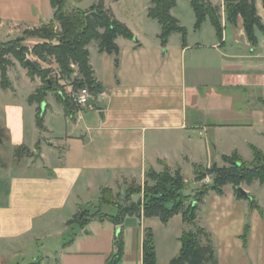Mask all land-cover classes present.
Instances as JSON below:
<instances>
[{"label":"crops","instance_id":"obj_1","mask_svg":"<svg viewBox=\"0 0 264 264\" xmlns=\"http://www.w3.org/2000/svg\"><path fill=\"white\" fill-rule=\"evenodd\" d=\"M209 1L220 8L222 37L209 18L195 29L191 1L176 0L171 14L187 29V45L174 33L165 47L162 26L148 16L152 0L79 6L88 10L102 2L134 39L118 37V54L101 52L98 42L88 46L101 92L74 117L48 92L41 104L43 132L37 127L39 104L28 102L41 79L31 80L16 63L8 68L13 89L0 88V264H107L120 231L121 264H143L147 230L157 264H170L189 228L181 214L167 224L156 217H128L121 226L97 219L84 228L69 221L80 210L97 212L102 188L124 196L133 182L143 186L151 168H180L195 191L202 183L195 181L194 165L222 166L223 157L234 152L251 162L252 146L264 152V32L256 30L254 46L242 18L228 22L225 0ZM256 7L264 25L262 0ZM53 18L50 0H0V43ZM19 77L28 90L22 99ZM242 185L258 207L226 185L221 195L210 192L197 212L219 264H264V185ZM102 211L117 212L108 206Z\"/></svg>","mask_w":264,"mask_h":264},{"label":"trees","instance_id":"obj_2","mask_svg":"<svg viewBox=\"0 0 264 264\" xmlns=\"http://www.w3.org/2000/svg\"><path fill=\"white\" fill-rule=\"evenodd\" d=\"M50 1L54 10L53 21L26 31L24 35L43 40L42 43L35 44L30 52L32 56L42 62H54L57 69H43L38 62H34L35 67L27 65L26 56L29 49L22 45L24 38L0 44L1 89H13L12 82L8 77V68L13 65L11 57L28 70L31 80L39 77L43 83L28 100L30 104H39L37 127L42 132L45 127L41 104L45 101L48 92L55 95L57 101L63 105L68 117H74L80 110L73 101L72 92L83 88H88L93 95L101 92L102 87L97 83L90 65L88 46L92 42H98L101 52L118 54L119 47L116 44L118 37L134 39L131 30L119 22L112 11L106 9L102 2L88 10H82L71 5L73 0ZM190 1L196 14L195 29H200L204 21L209 18L218 36L222 37L220 8L213 6L209 0ZM262 2L264 7V0ZM176 5V0H152V7L149 9L148 16L157 20L162 26L160 39L164 47L174 33L181 35L183 46L187 45V29L182 27L171 14ZM225 9L229 23L236 24L239 18L243 19L249 41L254 46L257 45L256 30L264 32V25L257 11L256 0H225ZM55 40L56 43H53ZM72 65H75L76 68H73ZM68 85L72 87L70 92L67 91ZM3 138L4 134L0 129V142ZM251 150L253 152L251 162L245 161L237 152H234L231 156L223 157V161L229 165L226 168L216 164L210 168L194 165L196 182L204 183L208 177H211L212 181L204 183L190 195L184 194L187 184L180 168L173 171L166 164H163L162 172L151 168L146 173L144 185L133 182L127 187L124 196L120 193L115 194L110 188H102L100 209L93 214L80 210L69 221V224L78 223L84 228L90 222L100 219L121 226L128 217H156L167 224L171 218L181 214L189 228L185 229L180 237L181 250L170 264H219L212 236L206 228L199 225L197 212L210 192L221 195L226 185H232L235 188L238 198L249 200L252 208L258 207L252 196L242 195L237 190L242 184L251 185L255 181L264 185V152L255 146H252ZM20 151L31 155L30 150L26 147H22ZM140 194L143 195L142 200L138 202L132 200L133 196ZM104 206L113 207L117 212L105 214L102 211ZM248 231L249 225L247 224L246 234ZM115 248L116 253L110 257L107 264H121L124 255L122 231L115 236ZM143 264H157L154 236L151 230L146 231L143 242Z\"/></svg>","mask_w":264,"mask_h":264},{"label":"rangeland","instance_id":"obj_3","mask_svg":"<svg viewBox=\"0 0 264 264\" xmlns=\"http://www.w3.org/2000/svg\"><path fill=\"white\" fill-rule=\"evenodd\" d=\"M184 1H188V0H184ZM95 3V0H81V2H80V0H73L72 2H71V5L72 6H75V7H88V6H90V5H92V4H94ZM180 5H181V10H183L182 8H183V2H180ZM123 7V6H122ZM124 9L125 10H127L128 9V7L126 6V7H124ZM183 12V11H182ZM57 25V24H56ZM40 27V26H39ZM39 27H37V28H39ZM57 27H59V26H57ZM30 30H32V29H24L23 31H21V34H20V36H18V35H14V36H12L9 40H4V42H2V43H0V44H3V43H8V42H11V41H15V40H17V39H20V38H24V42H22V45L23 46H25V47H27L28 49H29V52H28V54H27V56H26V58L27 59H30L32 62H38L40 65H41V67L43 68V69H50V70H55V69H57V65L54 63V62H51V63H49V62H42V61H40V60H38L37 58H35L34 56H32V54H31V49H32V47L35 45V44H38V43H42L43 42V40H41V39H39V38H35V37H29V36H25L24 35V33L26 32V31H30ZM32 41V42H31ZM36 42V43H34V42ZM53 43H56V40L53 42ZM11 60H12V62L13 63H16L17 64V66L18 67H22V68H24L15 58H13V57H11L10 58ZM26 69V68H25ZM55 74V73H54ZM25 81V82H24ZM24 81H23V79H22V77H19V79H17L16 80V82H17V86L19 87V89H21V91H19L18 92V97H19V99H22L21 97H23V96H25L27 93L26 92H28V90H27V84H26V80L24 79ZM67 91H72V87L71 86H69L68 85V87H67ZM224 162V161H223ZM217 165V164H216ZM219 166V165H218ZM229 165H227L225 162H224V164L222 165V166H219V167H228ZM186 176H187V178H190V175H189V173H186ZM190 180V179H189ZM208 181H212V178L211 177H208L206 180H205V184H207L208 183ZM204 183H202V185L204 184ZM209 183H211V182H209ZM241 186H244V185H241ZM240 186V187H241ZM194 191H193V181H189V183L186 185V189H185V191H184V194H192ZM112 213H114V211L112 212Z\"/></svg>","mask_w":264,"mask_h":264},{"label":"built area","instance_id":"obj_4","mask_svg":"<svg viewBox=\"0 0 264 264\" xmlns=\"http://www.w3.org/2000/svg\"><path fill=\"white\" fill-rule=\"evenodd\" d=\"M72 67L76 68L75 65H72ZM56 75H58V73H56ZM92 96L93 94L89 91L88 88H83L78 91L72 92L73 101L80 109L88 107Z\"/></svg>","mask_w":264,"mask_h":264},{"label":"water","instance_id":"obj_5","mask_svg":"<svg viewBox=\"0 0 264 264\" xmlns=\"http://www.w3.org/2000/svg\"><path fill=\"white\" fill-rule=\"evenodd\" d=\"M26 64L29 65L30 67H35L34 62H32L30 59L26 60ZM237 190L245 196H248L247 192L242 188V187H238Z\"/></svg>","mask_w":264,"mask_h":264}]
</instances>
